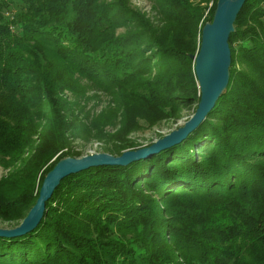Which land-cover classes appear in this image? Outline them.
<instances>
[{
	"label": "trees",
	"instance_id": "trees-1",
	"mask_svg": "<svg viewBox=\"0 0 264 264\" xmlns=\"http://www.w3.org/2000/svg\"><path fill=\"white\" fill-rule=\"evenodd\" d=\"M143 1L0 0V228L59 160L120 156L193 116L190 57L217 0ZM228 44V86L185 140L64 178L34 231L0 238V264H264V0Z\"/></svg>",
	"mask_w": 264,
	"mask_h": 264
},
{
	"label": "water",
	"instance_id": "water-1",
	"mask_svg": "<svg viewBox=\"0 0 264 264\" xmlns=\"http://www.w3.org/2000/svg\"><path fill=\"white\" fill-rule=\"evenodd\" d=\"M245 1L217 0L212 21L204 24L198 52L190 57L194 61V72L200 94L199 102L193 116L182 127L148 147L128 150L120 156L98 153L82 158L67 157L59 160L45 175L36 202L20 225L12 229L0 228V238L16 239L34 231L43 217L46 202L64 178L91 168L126 167L157 155L185 140L207 118L228 86L231 65L228 40L234 32L235 21Z\"/></svg>",
	"mask_w": 264,
	"mask_h": 264
},
{
	"label": "rangeland",
	"instance_id": "rangeland-1",
	"mask_svg": "<svg viewBox=\"0 0 264 264\" xmlns=\"http://www.w3.org/2000/svg\"><path fill=\"white\" fill-rule=\"evenodd\" d=\"M131 4L143 13L149 14V12H150L149 11V4L143 0H131ZM187 116L188 115H185V117L182 120L178 121L175 124H172V123L167 124V125L164 124L158 128L152 129V130H145V131H142V132L135 134L134 137L137 139L138 144H140L142 146L140 148L148 147L149 144L156 142L157 140L163 138L164 136H166V135L170 134L171 132L177 130L178 128L182 127L183 124L190 119L189 116L188 117ZM79 144H80V142H77V143H74L73 146L74 145L77 146ZM98 148H99V145L92 144L91 146H88L86 148L84 155L88 156V155L98 154V152H99ZM140 148H138V149H140ZM133 150H137V149H133ZM3 175H4V172H3V170L0 169V177H2Z\"/></svg>",
	"mask_w": 264,
	"mask_h": 264
}]
</instances>
